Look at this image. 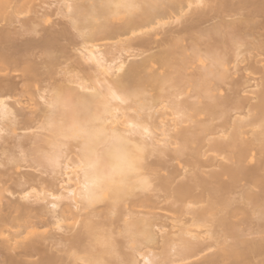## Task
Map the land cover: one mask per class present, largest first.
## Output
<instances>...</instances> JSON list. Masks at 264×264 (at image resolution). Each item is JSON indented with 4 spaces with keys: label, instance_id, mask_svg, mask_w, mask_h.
<instances>
[{
    "label": "bare ground",
    "instance_id": "1",
    "mask_svg": "<svg viewBox=\"0 0 264 264\" xmlns=\"http://www.w3.org/2000/svg\"><path fill=\"white\" fill-rule=\"evenodd\" d=\"M0 72V264H264V0H0Z\"/></svg>",
    "mask_w": 264,
    "mask_h": 264
},
{
    "label": "rangeland",
    "instance_id": "2",
    "mask_svg": "<svg viewBox=\"0 0 264 264\" xmlns=\"http://www.w3.org/2000/svg\"><path fill=\"white\" fill-rule=\"evenodd\" d=\"M32 4H33V3H31V5L28 4V6L31 7V8H33V7L35 8V5H37V3H36V4H33V5H32ZM27 11H28V10H27ZM27 11H25V12H27ZM29 13H31V12H27V13H26L27 15L23 14L22 16H24V17L27 16V17H28V16L31 15V14H29ZM18 17H20V16L18 15ZM51 17H52V18L50 19V24L53 25V24H54V20H55V21H58V20H56V19H59V17H58V16L56 17V15H53V16H51ZM22 18H23V17H22ZM55 18H56V19H55ZM47 24H48V25H47ZM47 24H44V25L49 26V23H47ZM15 25H16V26L18 25L16 28L19 29V23L17 24V22H14L13 26H15ZM27 33H28V32H27ZM17 34H18V33H17ZM24 34H25V33L22 34L23 36L20 35V38L18 37V39L22 40V37H24V41H25V38H26V37L28 38L29 35H31V37H32V34H33V33H32V34L29 33L28 35L26 34V35H27V36L25 35L26 37L24 36ZM34 36H35V38L37 37L36 34H34ZM34 36H33L32 38H30V36H29V38H30V39H34ZM18 39H17V35H16V40H17V42L20 44V40H18ZM30 39H28V40H30ZM22 42H23V40H22ZM66 43H67V42H66ZM69 43H73V41H71V42H69ZM76 44H77V43H76ZM76 44H75V41H74V44H72V45H71V44H70V45L67 44L66 46H71L70 48H72V52H73V51H74L73 48H74L75 46L79 47L78 44H77V45H76ZM73 46H74V47H73ZM77 47H76V48H77ZM67 48H68V47H67ZM70 48H69L67 51H69ZM74 49H75V48H74ZM36 51H38V49H36ZM36 51H33V52H36ZM67 51H66V53H67ZM36 53H38V52H36ZM68 54H70V53L68 52ZM68 54H66L67 57H66V55H65V56L62 55V59H63V56H64V58H66V59H63V60H61V58H60L61 56L59 55V56H60V57H59V60H61V61H59V62H60L61 65L59 64L60 66H59V65H58V66L61 67V69H60L58 66H57V67H58L59 69L56 67V68H57V69H56L57 72H58V71L60 72V70H61V72L66 71L65 75H63L61 72H60L61 74L58 72V73H59L58 75H51V77H52V76H53V77L55 76V77L58 79V78L60 77V75H61V76L63 75L64 78H65V77L72 76V75H71L72 73H73V74H74V73H78V74H74V75H79V74L81 73V71H79V70L82 69L83 67H84V68H83L84 71L86 72V66H83V67L81 66L82 68L80 67V69H79V67H76V66H75L76 64H75V65L73 64V65L75 66V68L73 67V65L71 66L70 63H71L72 61H74V58H71V56L68 55ZM71 55H72V54H71ZM68 56H70V61L67 62V63H69V64L66 65V64L63 63V62H65L64 60H67ZM73 57H74V55H73ZM36 59L38 60V58H36ZM72 59H73V60H72ZM71 60H72V61H71ZM62 61H63V62H62ZM72 63H75V62H72ZM72 63H71V64H72ZM241 65H243V64H241ZM67 66H68V67H67ZM63 67H64L65 69H63ZM67 68H68V69H67ZM62 69H63V71H62ZM83 69H82V70H83ZM69 72H70V73H69ZM85 72L82 71L81 74L84 75ZM55 73H56V72H55ZM55 73H54V74H55ZM68 74H69V75H68ZM20 75H21L20 72H19V71H16V72L13 73V77H10V78H11L13 81H19V80H20ZM83 75H81V76H83ZM0 76H3V73H2V72H0ZM63 76H62V78H60V79H63ZM79 76H80V75H79ZM236 76H237V75H234V77H236ZM251 76H253V77L256 78L255 75H251ZM15 77H16V79H15ZM53 77H52V78H53ZM257 77H258V74H257ZM56 78H53V79H56ZM53 79L51 80L52 82L54 81ZM57 79H56V81H59V80H57ZM222 86H223V85H222ZM225 86H227V85H225ZM227 87H229V86H227ZM222 88H223V87H222ZM225 88H226V87H225ZM225 88H224L223 91L221 92V93H224V95L227 93V91L229 92V90H227L228 88H226V90H225ZM248 96H251V95H248ZM18 132H19V131H18ZM8 141H9V140H8ZM1 144H2V143H1ZM4 146L7 147V148H12V144H5ZM2 148H3V146H2ZM11 151H15V150H14V149H11ZM1 152H4V150H0V160H3V163H4V165H0V171H1V172H2V171L4 172V173L2 172L3 174L1 175V177H2L3 179H6V178H7V175H9V174H10L12 177H14L15 174H16V172L14 171V169L10 168L11 165H9V164L6 163V159H5V158H6V155H5V154H2V155H1ZM6 153H7V152H6ZM22 164H25V163H22ZM18 171H21V172H23V171H31V172H34V170H33V169L31 170V168H19ZM43 176H44V175H43ZM32 259H33V258H32Z\"/></svg>",
    "mask_w": 264,
    "mask_h": 264
}]
</instances>
